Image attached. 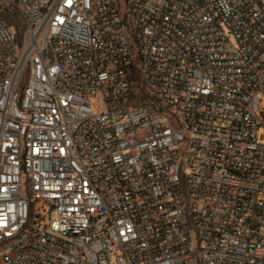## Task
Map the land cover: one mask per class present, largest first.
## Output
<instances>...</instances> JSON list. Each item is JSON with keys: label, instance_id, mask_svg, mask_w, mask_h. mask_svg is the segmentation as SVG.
Masks as SVG:
<instances>
[{"label": "built area", "instance_id": "2783aa9c", "mask_svg": "<svg viewBox=\"0 0 264 264\" xmlns=\"http://www.w3.org/2000/svg\"><path fill=\"white\" fill-rule=\"evenodd\" d=\"M0 264H264V0H0Z\"/></svg>", "mask_w": 264, "mask_h": 264}]
</instances>
